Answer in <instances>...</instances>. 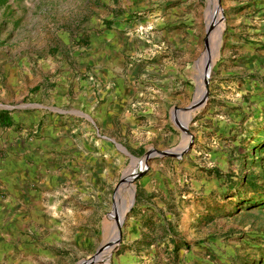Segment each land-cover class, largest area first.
<instances>
[{
    "label": "rangeland",
    "instance_id": "374dc122",
    "mask_svg": "<svg viewBox=\"0 0 264 264\" xmlns=\"http://www.w3.org/2000/svg\"><path fill=\"white\" fill-rule=\"evenodd\" d=\"M118 1L121 60L118 72L126 75L136 63V43L138 40L147 42L143 25H146L145 17L154 0ZM156 1L160 6L165 0ZM31 2L35 4L37 0ZM169 4L171 7L183 5L186 23L196 30V43L187 42L194 44L195 54L184 81L188 88L186 99L170 109L161 131L153 129L156 122L151 121V117L140 115V119H145V127L135 133L132 146L122 145L126 151L121 172L117 169L114 186L109 193L101 192V200L94 193L82 192L76 186L74 194L68 193L66 182H59L56 189L53 176L46 177L56 170L51 163L41 169L42 162L40 168H36L34 186L28 185L29 190L35 191L31 195L24 193V198L21 196L20 221L15 226L18 232L14 235L13 231L0 225V264H78L108 242L112 243L106 245L111 247L110 257L104 263L95 264H111L128 250L145 249L152 253L151 257L145 254L146 258H140L145 264L148 260L149 264H264V149L259 151L264 146V0H220L222 30L207 51L210 34L222 23L216 0H169ZM50 5H55L54 1L41 3L44 6L41 10L49 13L47 9L50 8L58 15V26L67 25L63 22V10H54ZM36 10L39 11L38 6ZM174 13L178 15L175 10ZM39 18L50 17L40 15ZM7 19L0 12L1 84L9 76L10 69L21 61L18 52L25 51L6 45L8 24L4 20ZM77 19L80 27L76 26V32L70 33L71 39L84 33H81L84 18ZM129 22L131 33L127 35ZM208 27L211 28L206 36ZM129 36L130 44L126 39ZM31 51L46 62L47 55L55 54L58 48L43 47ZM61 51L65 54L68 49L62 47ZM188 54L190 58L189 50ZM207 61L210 66L206 101L192 112L181 110L204 91ZM32 69L34 72V67ZM66 69L59 63L56 73L64 74ZM178 121L185 123L192 132V147L178 156L157 153L158 150L176 152L190 140ZM59 126L64 127L65 122ZM64 131L66 129L58 135L65 136ZM128 133L130 131L126 135ZM257 136L262 137L260 141ZM149 149L156 153L143 162ZM59 150L57 161L62 165L57 172L66 168V154L61 151L65 148L59 147ZM132 167L135 169L130 175L141 168L144 172L130 181V190H124L125 174ZM149 171L168 179L165 194L155 193L154 199L177 202L179 209L174 213L182 218L175 238L155 240L152 248L146 246V241L131 240L135 228L129 223L138 184H144ZM67 174L64 170L61 178L66 179ZM119 195L121 198L117 199ZM139 195L149 200L144 193ZM83 206L90 210L89 225L77 223L82 220L80 209ZM117 216L122 219L121 230L119 240L114 241ZM110 249L104 248L98 255L104 257Z\"/></svg>",
    "mask_w": 264,
    "mask_h": 264
},
{
    "label": "crops",
    "instance_id": "0c3cea01",
    "mask_svg": "<svg viewBox=\"0 0 264 264\" xmlns=\"http://www.w3.org/2000/svg\"><path fill=\"white\" fill-rule=\"evenodd\" d=\"M1 1L0 12L8 17L4 20L8 24L6 45L25 50L18 52L21 61L0 83V225L15 235L20 201L24 193L35 191L28 185L34 186L35 171L42 162L41 169L51 163L56 170L46 176H53L56 189L59 182H66L68 193L74 194L76 186L82 192L94 193L98 200L101 192H110L117 169H122L126 151L122 145L132 146L135 133L145 127L140 115L151 117L156 122L153 129L161 131L170 109L186 99L184 81L195 54L194 44L190 43H196V30L186 23L183 5L171 7L165 0L158 6L156 0L152 1L143 25L147 42L138 40L132 71L120 75L118 0H52L55 5L50 7L60 8L65 14L63 22L67 25L61 27L55 12L50 8L49 13L41 10V3L48 0H37L35 4L32 0ZM40 15L50 18L42 19ZM77 17L84 18V33L71 39L70 33L79 26ZM127 25L130 35V22ZM126 39L130 44L131 36ZM43 47L58 51L48 54L43 62L31 51ZM62 47L68 49L65 54ZM59 63L67 68L64 74L56 73ZM61 122H65L64 127L59 126ZM65 129L66 135L59 136ZM59 147L65 148L61 151L66 154V168L57 172L62 165L57 161ZM64 170L68 173L66 179L61 178ZM145 176L144 184H138L129 217L135 228L130 237L146 241V246L152 248L155 240L175 238L182 218L175 215L177 202L154 199L155 193L165 194L168 179L155 171ZM80 210L82 220L77 223L91 224L89 207ZM145 254L152 256L148 249L128 250L111 264H145L140 260L147 257Z\"/></svg>",
    "mask_w": 264,
    "mask_h": 264
},
{
    "label": "water",
    "instance_id": "95a60500",
    "mask_svg": "<svg viewBox=\"0 0 264 264\" xmlns=\"http://www.w3.org/2000/svg\"><path fill=\"white\" fill-rule=\"evenodd\" d=\"M220 0H218V3H219ZM219 5V4H218ZM210 28L211 27H208L206 28V36L208 34V32L210 31ZM205 42H206V37H205ZM210 66V61H207L206 63V70H208ZM204 91L201 93V95L198 97V98H195L188 106L186 107H183L181 108V110L183 111H187V112H192L194 110H196L198 107H200L207 99V95H208V80H207V77L204 79ZM176 120V118H174ZM177 122V120H176ZM178 124L179 126L181 127V130L187 134L189 137H190V140L188 141L187 145L184 147V148H180L179 150H177L176 152L175 151H171V150H158L157 153L161 154V155H172V156H178V155H181L183 154L185 151H187L188 149H190L192 147V144H193V134L192 132L186 127V124L185 123H180L178 121ZM155 150H152V149H149L145 152L144 154V157L143 158H146V160L148 158H151L154 154H155ZM137 160H139L138 158H135ZM144 172V169L141 168L139 169L134 175H131L129 177V181H134L135 179L139 178ZM124 178L122 177L120 182L123 180ZM134 198H135V191L133 190V197H132V203L134 202ZM131 203V204H132ZM115 224L117 226V231H118V237L116 239H114V241H117L119 240V235H120V230H121V223H120V220L119 218H116L115 220ZM109 244H112L111 242H108V244H105V245H102L97 251L95 254H93L90 258H86V259H83L81 260L80 262H78V264H90L92 262V258L96 256V254L106 248V245H109Z\"/></svg>",
    "mask_w": 264,
    "mask_h": 264
},
{
    "label": "bare ground",
    "instance_id": "6f19581e",
    "mask_svg": "<svg viewBox=\"0 0 264 264\" xmlns=\"http://www.w3.org/2000/svg\"><path fill=\"white\" fill-rule=\"evenodd\" d=\"M216 2H217V5L219 4L218 3V0H216ZM218 8H219V10H220V19H221V21H222V23L220 24V26H218L217 28H215L214 29V31L210 34V37L208 38V42H207V48H206V50L205 51H207L208 49H209V47L214 43V41H215V39L217 38V36L220 34V32H221V30H222V26H223V17H222V12H221V8H220V6L218 5ZM205 53V52H204ZM208 70H209V68H208ZM208 72L209 71H204V79L207 77V75H208ZM204 85H205V83H204ZM198 98V97H197ZM187 145V144H186ZM184 148V147H183ZM182 149V148H181ZM143 162H146V158H144L143 160H142ZM129 169V168H128ZM134 167H132V168H130L127 172H126V174H125V179H124V182H123V188H124V190L125 189H129L130 190V188H132V185H131V183H130V181L128 180L129 179V177L131 176L130 174L131 173H133L132 171H134ZM123 181V180H122ZM124 190L121 192V193H123L124 192ZM121 197H120V195L118 196V198L117 199H120ZM114 207H117V205H115ZM117 218H119V220H120V223H121V221H122V219L120 218V217H118L117 216ZM118 237V231H117V234H116V237H115V239ZM110 249L111 247L109 246V247H106V249ZM99 253V252H98ZM98 253L96 254V256L95 257H93L92 258V262L90 263V264H95L96 262H99V263H104L105 261H106V259H108L109 257H110V255H111V249L110 250H106V252H105V255H104V257L103 256H101V255H98Z\"/></svg>",
    "mask_w": 264,
    "mask_h": 264
},
{
    "label": "trees",
    "instance_id": "16d2710c",
    "mask_svg": "<svg viewBox=\"0 0 264 264\" xmlns=\"http://www.w3.org/2000/svg\"><path fill=\"white\" fill-rule=\"evenodd\" d=\"M262 133V131L260 132V134ZM262 137L257 136V141H260ZM264 149V146L259 148V151H262Z\"/></svg>",
    "mask_w": 264,
    "mask_h": 264
}]
</instances>
